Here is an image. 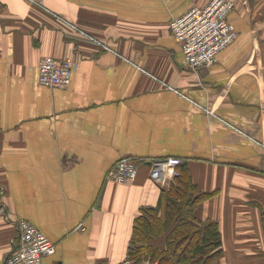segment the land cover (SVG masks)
<instances>
[{
  "label": "crops",
  "instance_id": "obj_1",
  "mask_svg": "<svg viewBox=\"0 0 264 264\" xmlns=\"http://www.w3.org/2000/svg\"><path fill=\"white\" fill-rule=\"evenodd\" d=\"M235 42L191 70L170 21L209 0H0V264L19 218L56 244L44 264H122L162 187L124 156L177 157L221 231L219 264H264V0H234ZM80 55L70 84L46 56Z\"/></svg>",
  "mask_w": 264,
  "mask_h": 264
},
{
  "label": "built area",
  "instance_id": "obj_2",
  "mask_svg": "<svg viewBox=\"0 0 264 264\" xmlns=\"http://www.w3.org/2000/svg\"><path fill=\"white\" fill-rule=\"evenodd\" d=\"M234 8V0H209L203 6L189 7L183 15L170 21L171 34L181 44L184 63L191 70L213 66L219 61L220 53L235 42L238 31L229 21ZM79 56L44 57L39 64L40 85L50 88L67 87ZM140 159L143 158H120L108 172V180L118 184L134 182L138 177ZM181 163L182 159L177 157L149 159L150 178L162 188L169 189L180 175L178 166ZM159 169H163V177H158ZM3 207L0 202V212L4 211ZM17 227V238L12 240L13 251L7 255L4 264H44L45 257L56 253L55 242L32 222L19 218ZM132 263L127 252L122 264Z\"/></svg>",
  "mask_w": 264,
  "mask_h": 264
},
{
  "label": "trees",
  "instance_id": "obj_3",
  "mask_svg": "<svg viewBox=\"0 0 264 264\" xmlns=\"http://www.w3.org/2000/svg\"><path fill=\"white\" fill-rule=\"evenodd\" d=\"M149 165V159H140ZM180 175L161 189L155 206H145L135 218L128 247L132 264H219L222 239L217 222L198 218L202 194L182 161Z\"/></svg>",
  "mask_w": 264,
  "mask_h": 264
},
{
  "label": "bare ground",
  "instance_id": "obj_4",
  "mask_svg": "<svg viewBox=\"0 0 264 264\" xmlns=\"http://www.w3.org/2000/svg\"><path fill=\"white\" fill-rule=\"evenodd\" d=\"M168 169H169V168H168ZM157 175H158V177H163V176H164L163 169H159V170L157 171Z\"/></svg>",
  "mask_w": 264,
  "mask_h": 264
}]
</instances>
